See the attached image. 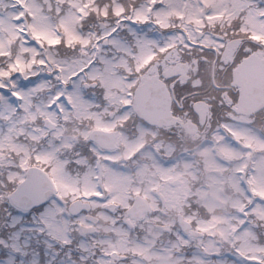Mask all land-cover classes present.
Instances as JSON below:
<instances>
[{
    "label": "snow or ice",
    "instance_id": "snow-or-ice-1",
    "mask_svg": "<svg viewBox=\"0 0 264 264\" xmlns=\"http://www.w3.org/2000/svg\"><path fill=\"white\" fill-rule=\"evenodd\" d=\"M23 4V0H21ZM71 7H75V14L65 19L62 25L63 30L57 28L55 31L48 29L42 16L41 23L31 30L32 40L40 47L45 45L49 49H56L60 46L66 48L79 47L87 50L95 48L97 53L103 48L104 43H111L113 47H123L131 50L121 51L120 57L115 61L105 57L101 63L106 65L101 71H107L109 76L92 77V82L86 86L102 87L105 89V100L112 102L113 88L120 93L118 103L120 105L121 120L118 123L126 124L133 115L141 117L145 127H149L159 119L157 107L161 106L165 111L170 112L172 105L167 101L170 96L169 87H175L174 80L169 79L159 69V62L168 57H174L177 61V68L180 70L179 61L182 59L181 53L187 55L196 53L201 62L207 63L209 55L215 62V71L210 76L212 88L219 94L221 101L227 98L229 110L233 115L240 114V108L244 101V86L239 80L238 74L242 73L248 66V62L264 57V9L259 8L254 3H249L247 8L237 10L231 3L227 4L223 0H200L199 8H189L187 5L181 7L178 3L166 2V0H145L137 7L135 3L128 5L115 3L105 4L103 8L96 3V0H81L77 6L76 0H68ZM256 12L257 27L246 26L244 17L249 10ZM40 11V10H38ZM235 13V14H234ZM97 15L105 21L109 17L114 19L115 24H109L108 28L95 38L85 36L79 31L83 23L92 15ZM23 15V14H21ZM36 17V13H33ZM20 17H18L19 19ZM127 25L129 33L133 35L134 42L131 45H121L113 33L121 27ZM131 25L150 26L148 31L159 30L160 32L172 31L175 34L169 36L163 44L159 40L148 35L136 32ZM221 31L217 32V27ZM20 31L27 33V29ZM27 43V41H26ZM37 53L39 48L36 49ZM11 51H0V60L8 62L0 66V97L9 100L15 97V105H22L24 96L23 89L19 87L18 80H32L33 76H39L40 72L35 71L36 62L29 63V68L33 69V75H29L24 61L11 59ZM96 64L95 59H90L78 70L72 69L63 63L39 57V68L47 70L49 76H55L63 87L60 88L46 106L55 114V118L50 115L45 122V130L41 136H46L49 130H55L53 140H59L60 146L54 147L52 151L32 152L26 145L18 142V136L22 132H16L14 128H9L6 133L0 136V161L10 162L16 169L10 172L6 179L0 181V205L7 203L15 209L20 216L17 219L23 221L24 217L31 214L33 220H38V230L49 235L55 226L64 220V213L67 210V201L73 196H79L88 200H105L107 204H116L121 198V192L114 180H105L95 183L91 180L89 173H82L81 176L73 177L69 171L71 160H61L59 151L74 150L75 137H68L64 133L70 120L63 121L61 127L60 117L66 111H76L77 105L73 103L72 97L67 94V87L72 81L80 80L83 74L93 69ZM51 66V68H50ZM50 68V70H49ZM68 79H63L64 75ZM41 82L37 81V87ZM260 87H264L261 84ZM81 103L88 104L89 110L95 107L91 102L84 101L81 94ZM257 114H264V104L256 109ZM35 121L38 117L31 115L28 117ZM43 119V117H40ZM224 131L231 135L237 145L243 142V146L251 154L253 151V141L251 138L242 137L238 132L228 127L224 123ZM102 134L105 139L115 141L117 137L116 124H104L97 119L89 133H80L84 141L93 140V147L90 149L98 161L103 160L108 164H116L118 157L110 150L100 151L95 145L96 135ZM41 136L32 135L33 141H38ZM122 139V137H120ZM259 151L253 156L254 161H258L264 155V143L257 141ZM143 145H136L131 150L129 159L133 158ZM225 156L231 158L234 154L228 149H222ZM15 153V156H13ZM81 164V160L76 161ZM113 176L117 175V169L111 167ZM238 177H244L245 199L234 208L238 223L232 226V232L239 234L241 230L251 235L248 229L244 228L252 217L259 221H264V178H259L255 168L248 165L237 169ZM81 178L85 181L86 190L81 192ZM99 179V178H97ZM139 192H134L129 196L125 205L127 211L135 207L133 197H139ZM10 214V213H9ZM221 223L216 218H210L209 224ZM198 231H207V228L198 227ZM258 240V237H255ZM235 253L246 264H264V245H257L251 251L235 248ZM112 255L113 253H108Z\"/></svg>",
    "mask_w": 264,
    "mask_h": 264
},
{
    "label": "flooded vegetation",
    "instance_id": "flooded-vegetation-1",
    "mask_svg": "<svg viewBox=\"0 0 264 264\" xmlns=\"http://www.w3.org/2000/svg\"><path fill=\"white\" fill-rule=\"evenodd\" d=\"M255 1V0H243ZM261 1V0H256ZM112 4L115 0H96L102 8L103 3ZM145 0H125L120 4L128 5L135 3L140 7ZM166 2L178 3L181 7L187 5L189 8L196 9L200 4L196 0H166ZM103 5V6H102ZM244 8V3H242ZM96 18H99L96 15ZM101 19V18H100ZM246 26H252L255 23L253 17L247 14L244 17ZM115 24L114 19L109 17L105 28L109 24ZM101 22L99 23V25ZM134 28L135 25H131ZM150 26H142V32H148V35L160 41L161 44L169 36L175 33L160 32L154 30L149 32ZM254 27V26H252ZM215 31H221L218 26ZM101 33V30L99 31ZM99 33V34H100ZM96 35L90 36L95 38ZM113 37L117 38L121 45H131L134 42V37L129 33L127 25L121 27L118 31L113 33ZM103 43V48L97 53L96 49L93 52V59L96 60L94 65L96 70V77L107 78L109 73L101 71L106 67L101 61L107 57L111 61H115L120 57L123 47H113L111 43ZM181 53L182 59L179 61L180 70L177 68V61L174 57L162 59L159 62V69L164 74L174 80L175 87H169L170 105L172 110L170 115L161 116L159 108L157 112L159 119L149 127H145L144 123H135L128 126L125 130V124L118 123L120 117V105L118 103V96L116 93L112 102L105 100V89L98 87L92 97L89 93L86 96L82 93L83 100L91 102L95 107L89 110L88 104H82L81 99L74 98V104L77 105V110L72 111V114H64L60 117L61 127H64L63 121L70 120L67 125V130L64 133L68 137H75L74 150H64L60 148L59 155L61 160H71L69 171L73 177L81 176L82 173H89L90 178L95 183H101L105 180H114L121 192V198L117 200L116 204L109 205L105 200L95 201L82 199L79 196H73L68 203L75 201H82L90 203L92 208L90 213L86 209L79 215L81 219L87 220L89 215L107 216L113 220H120L124 218H132L129 211L126 210L125 205L128 203L129 196L134 192L140 193V198L148 204V210L145 216L148 215L168 222L174 226L175 232H181L178 220L181 218L190 222L192 229H196L199 225L198 220L202 215L225 217L229 214L228 205L231 200L235 198L245 199V192L241 187L240 178L236 177V166L238 168L248 165L249 168H255L259 178H264V155L259 157L258 161L253 160V156L259 151L260 143H264V114H257L256 111L248 112L247 114L233 115L229 110V103L227 98L221 101L219 94L212 88L210 76L215 71L214 60L207 62L208 67L205 69L206 79L203 81V87H200V82L192 88L184 85V81L188 76L196 70L197 66L202 64L196 63L199 59L196 53L187 55L186 60ZM264 59V57H261ZM84 64L86 62L84 61ZM241 111V108L240 110ZM195 113V117H193ZM50 116V115H48ZM55 118V114L52 115ZM136 116V115H135ZM138 117V116H137ZM99 119L104 124H116L117 139L115 141L102 138L95 145L100 151L110 150L117 157V175L113 176L111 167L103 160L98 161L96 156L92 154L90 149L93 147V140L84 141L80 137V133H89L95 121ZM141 120V117H139ZM142 121V120H141ZM205 121L204 124L201 123ZM228 123V127L238 132L242 137L251 138L253 141V151L250 154L243 146V142L239 145L235 143L231 135L224 131V123ZM176 131V140L163 139L159 140V130L173 129ZM44 132V131H43ZM42 131H34L32 135L41 136ZM55 130L47 133L46 136H41L38 141L30 139L28 149L32 152L36 151H52L54 147L60 146L59 140H53ZM122 137V139H120ZM24 144V143H23ZM143 145L142 149L137 154L129 159L131 150L136 145ZM25 145V144H24ZM45 145V146H44ZM222 149L230 150L234 155L229 158L225 156ZM243 149V150H241ZM247 155V156H246ZM91 157V159H89ZM81 160V164L76 161ZM232 166V168H231ZM99 178V179H97ZM245 178L242 180L244 181ZM80 191L86 190L85 181L81 178ZM237 185L238 189L230 190L231 186ZM139 197H133L135 200ZM114 209V211L112 210ZM255 217H252V221ZM260 222L254 223L256 229L253 231L256 234L264 235V229L260 227ZM210 225V224H209ZM251 230L252 224L246 223ZM210 226H213L211 224ZM117 230L116 228L98 227V233L102 231L99 240L95 243L94 249L97 252V258L104 261L107 257L120 256L125 260L131 254L122 248L115 247L111 242V234ZM17 239L23 241L25 236L17 233ZM49 234L45 233L41 239L40 244L34 246V252H42L50 245L51 239ZM15 235L4 234L1 243L2 248L6 247V240ZM190 241V240H189ZM187 241L186 243L178 244L179 246L176 256L180 257L175 264H246L240 257L231 258L229 252L232 251L235 256V248L241 245H233L229 248L228 243H206L204 248L199 247V243ZM246 248H255L257 245H264V243H242ZM52 251V247H50ZM252 249H246L251 251ZM33 250H21L20 258L28 259L34 258L36 253ZM108 253H113L109 255ZM121 259L114 260L111 258L112 264L121 262Z\"/></svg>",
    "mask_w": 264,
    "mask_h": 264
},
{
    "label": "rangeland",
    "instance_id": "rangeland-1",
    "mask_svg": "<svg viewBox=\"0 0 264 264\" xmlns=\"http://www.w3.org/2000/svg\"><path fill=\"white\" fill-rule=\"evenodd\" d=\"M19 1H21V0H19ZM25 1H28V0H23V2H25ZM49 1V0H48ZM58 1H65V0H58ZM223 2H224V0H223ZM40 3H44V4H46V5H48V3H47V0H41V2ZM236 3H238V2H236ZM238 4H241L240 2L238 3ZM71 8H73V7H71ZM198 8H199V6H198ZM34 10L35 11H31V13L33 14L34 12L36 13V17L34 18V20H33V23H32V25L30 26V28H31V30H32V28L34 27V26H36V25H38V24H40L41 23V17L43 16L44 17V23H45V25H46V27L48 28V29H50V30H52V31H55L56 29H57V26L56 25H54V26H52V25H50V24H53V22H54V19H55V14L53 13L51 16H49L50 17V24H49V22L47 21V19H48V17H47V13H44L43 12V10H42V6L41 7H39V5H37V7H36V9L34 8ZM38 10H40V11H38ZM21 13V12H20ZM16 14V11L13 13V15H15ZM75 14V12H74V10H72V9H68L66 12H65V14H64V18L65 19H67V18H69V17H72L73 15ZM254 18H255V20H256V16H254ZM55 22H57V20H55ZM59 22H61L60 23V26L62 27V25L64 24V21H59ZM253 26L254 27H257L258 25H257V21H255V23L253 24ZM262 27H264V26H262ZM58 28H59V26H58ZM15 32L17 33V31H16V29H15ZM18 34V33H17ZM6 47H5V49H7L8 50V44L7 45H5ZM26 47V46H25ZM27 49H29V47H27V48H21V50H22V52H25ZM29 51L30 52H32V51H36V49L34 48V47H30V49H29ZM65 65H67V64H65ZM27 68L28 69H31V68H29V62H28V64H27ZM27 68H26V70H27ZM72 68V67H71ZM72 69H74V68H72ZM31 71H33V69H31ZM19 87L21 88V89H23L24 90V88L22 87V86H20L19 85ZM75 92H73V91H71L68 95H70L71 97H72V101H73V99L74 98H77L76 96H74L73 94H74ZM22 95L26 98V96L24 95V93L22 92ZM4 100L6 101V99L4 98ZM8 101V100H7ZM73 103H74V101H73ZM8 113H9V111L5 108V106L3 105L2 107H1V112H0V117L1 116H7L8 115ZM234 216H230V217H227V218H229V222H231V219L233 218ZM153 219H149V224L148 225H146V226H142L141 228L144 230V234L142 235L145 239H144V241L143 242H139V241H137L136 239H135V241H134V244L132 245V247H133V251H134V253H138V254H141V257L140 258H147V259H159V258H162L163 260H167V258H171V256H172V253H171V251H169L168 249H161V248H163V247H165V246H168V244H165V246L164 245H161L158 241L156 242L155 240H153V237L156 235V233H155V230H156V228L150 223V221H152ZM232 227V225H229V224H226V225H224L223 227H224V229H223V234H224V236H227V233H226V230H227V227ZM54 231V230H53ZM240 237H241V235H239ZM54 237H55V233H54ZM159 244V245H158ZM157 245L158 246H160V247H157ZM154 247H157V250H154ZM169 247H171V248H173V243H170L169 244ZM241 248L242 249H252V248H246L245 247V245H241ZM161 249V250H160ZM26 261V260H25ZM173 264V263H172Z\"/></svg>",
    "mask_w": 264,
    "mask_h": 264
},
{
    "label": "clouds",
    "instance_id": "clouds-1",
    "mask_svg": "<svg viewBox=\"0 0 264 264\" xmlns=\"http://www.w3.org/2000/svg\"><path fill=\"white\" fill-rule=\"evenodd\" d=\"M185 59L187 60L188 57H185ZM213 60V57L211 55H209V62ZM202 63L200 65L197 66L196 70L193 71L189 76L188 79L184 81V85H186L189 88H192L193 86H195L197 84V81L200 82V87H203V81L206 79V72L205 69H207L208 67V63ZM169 79H171L170 77H168ZM193 117H195V113H193ZM135 123H143V121H141L139 119V117L133 115L129 118L128 122L125 124V130H128V126L130 124H135ZM160 131V136L158 137L159 140H163V139H172V140H176V129H164V130H159ZM243 150V149H241ZM89 159H91V157H89ZM109 167H119V164H108Z\"/></svg>",
    "mask_w": 264,
    "mask_h": 264
},
{
    "label": "water",
    "instance_id": "water-1",
    "mask_svg": "<svg viewBox=\"0 0 264 264\" xmlns=\"http://www.w3.org/2000/svg\"><path fill=\"white\" fill-rule=\"evenodd\" d=\"M247 72H253L256 75L254 83L257 84L258 89L250 90L249 85L243 79L240 80V82H242L244 86L243 104L246 105L247 100L254 98L258 100V102L257 103L252 102L251 104L257 109L258 107H260L261 104H264V87H260L261 84H264V63L261 62V65L257 66L255 64L253 65L251 61L248 62V66L244 68L242 73H247ZM242 73L238 74V76L241 75ZM255 94H258V96H255Z\"/></svg>",
    "mask_w": 264,
    "mask_h": 264
},
{
    "label": "trees",
    "instance_id": "trees-1",
    "mask_svg": "<svg viewBox=\"0 0 264 264\" xmlns=\"http://www.w3.org/2000/svg\"><path fill=\"white\" fill-rule=\"evenodd\" d=\"M0 66H2V65L0 64Z\"/></svg>",
    "mask_w": 264,
    "mask_h": 264
}]
</instances>
